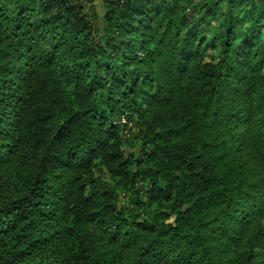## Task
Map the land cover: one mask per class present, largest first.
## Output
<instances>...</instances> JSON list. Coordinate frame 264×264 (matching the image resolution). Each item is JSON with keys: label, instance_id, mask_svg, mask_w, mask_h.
<instances>
[{"label": "trees", "instance_id": "1", "mask_svg": "<svg viewBox=\"0 0 264 264\" xmlns=\"http://www.w3.org/2000/svg\"><path fill=\"white\" fill-rule=\"evenodd\" d=\"M95 2L0 0V264H264V0Z\"/></svg>", "mask_w": 264, "mask_h": 264}, {"label": "rangeland", "instance_id": "2", "mask_svg": "<svg viewBox=\"0 0 264 264\" xmlns=\"http://www.w3.org/2000/svg\"><path fill=\"white\" fill-rule=\"evenodd\" d=\"M102 1L103 0H96V2H95V6H96V8H95V10H96V12L98 13V15H99V17L101 18L102 16H103V14H104V12H105V9H104V5H103V3H102ZM100 24H101V26L103 25V22H101L100 21ZM206 45V44H205ZM204 45V46H205ZM206 49V48H205ZM206 59H208V60H210V59H214V58H216L217 57V54L215 53V52H213V51H210V50H206ZM130 128H133V127H130ZM128 127H127V133H128ZM147 184V183H146ZM145 184V185H146ZM144 192H145V190L144 189H141V191H140V193H141V195H144Z\"/></svg>", "mask_w": 264, "mask_h": 264}, {"label": "crops", "instance_id": "3", "mask_svg": "<svg viewBox=\"0 0 264 264\" xmlns=\"http://www.w3.org/2000/svg\"><path fill=\"white\" fill-rule=\"evenodd\" d=\"M101 1V0H100Z\"/></svg>", "mask_w": 264, "mask_h": 264}]
</instances>
